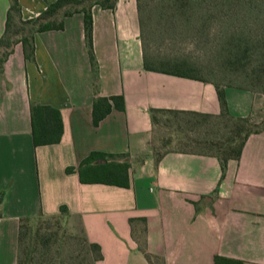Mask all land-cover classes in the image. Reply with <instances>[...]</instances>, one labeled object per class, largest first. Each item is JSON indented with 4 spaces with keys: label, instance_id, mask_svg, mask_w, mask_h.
Returning <instances> with one entry per match:
<instances>
[{
    "label": "crops",
    "instance_id": "obj_1",
    "mask_svg": "<svg viewBox=\"0 0 264 264\" xmlns=\"http://www.w3.org/2000/svg\"><path fill=\"white\" fill-rule=\"evenodd\" d=\"M53 1L17 0L21 20ZM8 6L0 0V37ZM91 18L95 94L79 13L64 18L62 30L33 35V60L16 43L2 63L0 264H15L20 218L56 216L60 206L65 229L98 246L94 264H150L144 255L153 264H213L216 256L264 264V125L222 174L214 157L156 156L149 111L217 115L215 89L143 70L135 0H115L112 10L93 6ZM95 96H120L123 110L112 107L93 125ZM224 97L230 115L264 122V94L226 89ZM30 104L57 110V144L33 146ZM92 152L126 163L127 187L89 183L86 174L81 183L76 169Z\"/></svg>",
    "mask_w": 264,
    "mask_h": 264
},
{
    "label": "trees",
    "instance_id": "obj_2",
    "mask_svg": "<svg viewBox=\"0 0 264 264\" xmlns=\"http://www.w3.org/2000/svg\"><path fill=\"white\" fill-rule=\"evenodd\" d=\"M139 1L136 2L139 14ZM167 4L166 10L173 15H196L197 29L205 27L207 23L217 21L216 34L221 43L222 64L224 72L233 77V81H240L247 88L218 85L200 77V70L184 60L151 59L142 47V68L144 71L167 74L180 78H187L199 82L212 84L215 89L219 112L217 115L199 114L195 112L150 110V121L154 124L157 114H171L208 120H223V127L228 128L227 136L221 141H204L201 153H192L214 157L219 163L221 174L226 163L238 160L244 140L250 134L258 133L264 122L253 125L246 118L230 115L226 108L224 92L226 89L243 90L264 94V0H162ZM115 0H54L46 3L45 8L34 18L21 20L20 7L17 0H9L5 15L4 31L0 37V72L2 63L11 53L13 46L20 43L25 60H33V35L45 31H59L63 28V19L79 13L82 16L83 39L92 77L94 94L97 91V64L92 50V18L91 8L98 6L103 10H112ZM221 38V39H220ZM219 46V45H218ZM220 56V55H219ZM232 81V80H231ZM231 83V82H230ZM123 110V100L120 96L98 97L92 101L91 120L96 125L111 110ZM29 119L32 144L34 147L57 144L62 131L57 110L50 106L30 104ZM181 152V151H180ZM118 157L98 152L90 153L78 165L76 171L81 183H88L82 178L89 176V183H102L117 187H127V164L109 162L108 159ZM100 161V164H93ZM88 171H87V170ZM72 172L67 168L66 173ZM2 196L0 195V204ZM66 209L60 206L58 215L44 217H23L18 220L16 235L15 264H50V253L57 246V231H49L50 227L44 221H53L55 226L65 229L64 217ZM44 219V220H43ZM61 225V226H60ZM85 243L91 264L101 259L99 248L95 244ZM146 260L153 264L148 255ZM213 264H245L241 261L216 256Z\"/></svg>",
    "mask_w": 264,
    "mask_h": 264
},
{
    "label": "rangeland",
    "instance_id": "obj_3",
    "mask_svg": "<svg viewBox=\"0 0 264 264\" xmlns=\"http://www.w3.org/2000/svg\"><path fill=\"white\" fill-rule=\"evenodd\" d=\"M166 6L162 0L139 1V35L145 54L151 59L184 60L200 70L202 79L220 86L247 88L245 83L233 81V77L223 70V41L219 40L215 32L219 23L215 21L209 25V22L197 29L194 27L197 26L194 25L196 15L188 13L172 16ZM224 121L202 122L187 116L157 114L152 124L155 154L159 156L168 151L201 153L205 150L202 149L204 141H221L227 136L230 123L226 122L229 125L224 128ZM43 223L50 227L49 231H57L58 242L50 253V264H91L85 243L80 237L55 226L53 221Z\"/></svg>",
    "mask_w": 264,
    "mask_h": 264
}]
</instances>
